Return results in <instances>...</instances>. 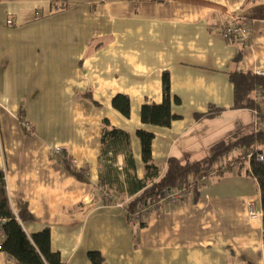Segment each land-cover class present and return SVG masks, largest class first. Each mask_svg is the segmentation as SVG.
Segmentation results:
<instances>
[{
    "label": "crops",
    "instance_id": "0c3cea01",
    "mask_svg": "<svg viewBox=\"0 0 264 264\" xmlns=\"http://www.w3.org/2000/svg\"><path fill=\"white\" fill-rule=\"evenodd\" d=\"M229 15L247 25L246 42L221 34ZM233 70H264V0H0V169L13 212L26 205L32 214L25 232L48 227L67 264H92L90 250L102 264H264L260 193L247 162L142 217V226L124 207L143 189L137 129L154 134L160 173L169 157L196 161L255 130L257 112L231 108ZM164 71L179 98L176 117L144 124L140 106L161 102ZM117 93L129 97L128 117L111 105ZM210 105L224 110L195 117ZM104 118L129 141L100 159ZM7 258L0 250V264Z\"/></svg>",
    "mask_w": 264,
    "mask_h": 264
},
{
    "label": "trees",
    "instance_id": "16d2710c",
    "mask_svg": "<svg viewBox=\"0 0 264 264\" xmlns=\"http://www.w3.org/2000/svg\"><path fill=\"white\" fill-rule=\"evenodd\" d=\"M241 57L242 49L239 48L233 62H238ZM228 77L233 85L231 108L250 109L258 113L260 102L264 101V75L252 71L233 70L229 72ZM256 88L260 89L259 100H256L254 96ZM161 89L162 100L160 103L144 102L141 104L139 114L142 123L165 127L176 117L172 113L171 104L172 102L178 103L179 98L171 94L170 77L167 71L162 74ZM82 95L95 102L89 91ZM111 105L122 115L126 117L130 115V100L127 94L117 93L113 95ZM223 110L224 108L210 105L206 111L195 113V117L197 119L213 117ZM135 134L140 142L144 180L142 191L132 197L124 206L128 220H132L131 215L144 204L158 200L164 190L188 184V182L196 180L201 173L208 171L210 168L218 167L220 164L228 166L231 160L235 159L237 170L243 168L246 162L248 163L249 167H246L244 172L254 177L258 183L264 242V161H259L254 156L246 158L243 155L246 150L254 148L264 154V131L254 130L249 134L228 140L224 146L210 156H205L196 161L188 160L186 155L169 157L161 173L152 159L151 145L154 134L141 128L137 129ZM128 141L129 134L127 132L112 125L106 118L102 120L100 159L107 157L108 153L116 154L118 151L117 145L127 146ZM60 163L78 179L87 180L83 171L73 166L65 155L60 159ZM229 170L230 167L228 166L226 172ZM223 173L225 172L219 170L216 177ZM32 218V214L28 211L26 205H23L17 214L13 212L6 190L4 171L0 169V219L3 220L1 226L4 233L0 250L12 256L17 264H67L61 260L57 251L51 249L48 227L32 234L25 232L22 223ZM136 221H139L141 226L144 225V222ZM87 257L92 264L103 263V256L97 250L88 251Z\"/></svg>",
    "mask_w": 264,
    "mask_h": 264
},
{
    "label": "built area",
    "instance_id": "2783aa9c",
    "mask_svg": "<svg viewBox=\"0 0 264 264\" xmlns=\"http://www.w3.org/2000/svg\"><path fill=\"white\" fill-rule=\"evenodd\" d=\"M217 27H219L221 34L226 38H233L242 42L247 41L249 38L247 25L239 20L238 17L232 15L225 16L222 18L221 24ZM259 74L264 75V70L259 71ZM254 96L256 100H259V88H256L254 90ZM255 130L264 131V117L257 115V113L255 118ZM51 151L52 154L56 157L61 156L63 153L60 146H55ZM243 155L246 158L254 156L257 160L264 161V154L262 152H259L256 148L246 150ZM228 166L230 167V169L235 170L237 168V162L235 161V159H232ZM228 166L226 164H220L218 167H212L208 171L201 173L196 180L190 181L188 182V184L179 185L173 189L164 190L158 200L152 203L144 204L139 210L131 215V218L133 220H139L154 210H160L164 208V206L168 207L177 204L183 198V196L188 194L192 189H194V187H202L209 184L210 181L217 176L219 170L226 171ZM249 213L254 214L253 208L251 206L249 207ZM2 223L3 220L0 219V245L4 239V233L1 226ZM6 264L17 263L12 256L8 255Z\"/></svg>",
    "mask_w": 264,
    "mask_h": 264
},
{
    "label": "rangeland",
    "instance_id": "374dc122",
    "mask_svg": "<svg viewBox=\"0 0 264 264\" xmlns=\"http://www.w3.org/2000/svg\"><path fill=\"white\" fill-rule=\"evenodd\" d=\"M24 123V122H23ZM24 125H26V123L24 124ZM27 126H28V124H27ZM58 157V156H57ZM71 164L73 165V166H75V163H73V160H71Z\"/></svg>",
    "mask_w": 264,
    "mask_h": 264
}]
</instances>
